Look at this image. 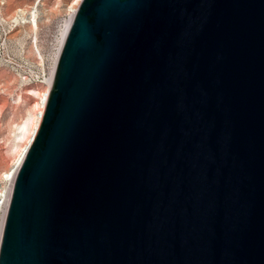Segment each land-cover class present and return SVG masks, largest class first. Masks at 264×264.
<instances>
[{"label": "water", "instance_id": "obj_1", "mask_svg": "<svg viewBox=\"0 0 264 264\" xmlns=\"http://www.w3.org/2000/svg\"><path fill=\"white\" fill-rule=\"evenodd\" d=\"M0 264H264V0H81Z\"/></svg>", "mask_w": 264, "mask_h": 264}, {"label": "rangeland", "instance_id": "obj_2", "mask_svg": "<svg viewBox=\"0 0 264 264\" xmlns=\"http://www.w3.org/2000/svg\"><path fill=\"white\" fill-rule=\"evenodd\" d=\"M73 1L0 0V189L40 112L59 30Z\"/></svg>", "mask_w": 264, "mask_h": 264}, {"label": "bare ground", "instance_id": "obj_3", "mask_svg": "<svg viewBox=\"0 0 264 264\" xmlns=\"http://www.w3.org/2000/svg\"><path fill=\"white\" fill-rule=\"evenodd\" d=\"M80 1L81 0H74L73 3L68 7V18L63 22V26L59 30V34H58V38H57V43L58 44H57V48H56V51H55V54H54V57H53L52 67H51V70H50V73H49L48 77L45 79V84H46L47 88H46L45 92L42 94L41 100L38 103L39 107H40V112H39V114L37 113L35 118H34L33 128H32V131L30 133V137H29V139L27 141V144H26V146L24 148H22L19 151V153L17 155V158L14 160L13 165L7 171H5V173L3 174V179L5 181V184L0 189V203H2V201L3 202L5 201L6 202L5 203V207H7L8 201L10 199V195H11V191H12L13 182H14V178H15V174H16L17 168L20 165V163L22 162L23 157L25 156V153L27 151V147L30 144L31 139L35 135L36 131L38 130V127H39L40 122L42 120L45 104H46V101H47V98H48V91H49V88L51 86V82H52V78H53V75H54V70H55V67H56V63H57V60H58V57H59V53L61 51V47H62L64 38H65V35L67 33L68 26H69V24H70V22L72 20V17L74 15V13H75ZM20 130H21V128H20ZM5 207H3V209H1L2 213H0V239H1L3 225H4V220H5V211H6Z\"/></svg>", "mask_w": 264, "mask_h": 264}, {"label": "built area", "instance_id": "obj_4", "mask_svg": "<svg viewBox=\"0 0 264 264\" xmlns=\"http://www.w3.org/2000/svg\"><path fill=\"white\" fill-rule=\"evenodd\" d=\"M9 202V201H8ZM5 201L3 202L2 201V203H0V213H2V210L1 209H3V207H5ZM8 205V204H7ZM6 208V210H7V207H5ZM5 214H6V211H5Z\"/></svg>", "mask_w": 264, "mask_h": 264}]
</instances>
